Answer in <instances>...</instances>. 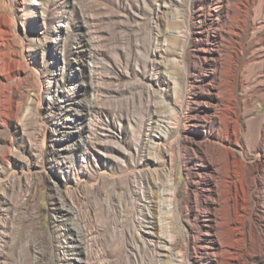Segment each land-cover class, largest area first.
I'll return each mask as SVG.
<instances>
[{
  "label": "rangeland",
  "instance_id": "rangeland-1",
  "mask_svg": "<svg viewBox=\"0 0 264 264\" xmlns=\"http://www.w3.org/2000/svg\"><path fill=\"white\" fill-rule=\"evenodd\" d=\"M226 5H240L241 17L236 36L226 34L221 59L211 42ZM91 83L99 85L103 110L96 116L77 112L93 99ZM216 87L229 103L218 101L221 125L210 119L212 130L204 135L199 117L210 112L208 93ZM228 122L236 169L244 161L253 169L248 218L254 239L244 246L243 261L264 264V0H0V264H66L64 246L82 224L62 216V205L95 209L92 227L100 228L104 261L138 264L139 176L155 180L135 166L146 141L141 133L165 131L164 154L177 155L180 147L199 150L216 131L224 134ZM88 136L101 150L88 146L95 155L84 163ZM186 163L176 164L183 210L186 189L206 193L210 182L196 176L206 164ZM68 166L73 170L66 174ZM241 180L235 179L239 187ZM158 217L151 213L153 238ZM174 232L178 254L193 233L181 224ZM144 259L156 264L148 254Z\"/></svg>",
  "mask_w": 264,
  "mask_h": 264
},
{
  "label": "bare ground",
  "instance_id": "bare-ground-1",
  "mask_svg": "<svg viewBox=\"0 0 264 264\" xmlns=\"http://www.w3.org/2000/svg\"><path fill=\"white\" fill-rule=\"evenodd\" d=\"M240 11V5L237 7L226 5L224 18L217 19L220 34L211 44L214 47L212 51L220 55L221 59L228 43L226 34L232 37L236 36L237 29L239 28L237 23L241 17ZM214 12L217 15L219 14L218 7L214 9ZM234 22L237 23L235 24ZM152 54L156 55V52ZM151 62L159 69L164 67L158 61ZM91 81H95L93 73L91 74ZM91 85L93 99L86 104L80 105L77 108L79 109L77 112L86 113L87 116H96V114L103 113L96 94L98 91L97 86L99 85H95V83H91ZM216 90V93H208V96L214 98V102L210 105V112L207 116L199 117L204 122L205 126H203L206 128L203 133L204 135L212 130L210 119L219 121L218 110L221 107L219 102H225L221 98V87H216ZM164 93L161 94V98H164ZM162 103L166 105L165 102ZM231 128V123L228 122L227 125H224V134L216 131L205 143H198L199 150L185 145L178 149L177 155L170 153L166 156L164 149L166 146L168 147V136L165 131L160 130L158 133H153L154 131L147 129L146 132L141 133L140 138L146 141L138 149L142 158L135 166L139 172L150 170L155 180L153 179L154 182L152 183V180H149L147 176H139L138 183L141 185V192L139 194L140 209L144 215L139 222L134 223V233L139 237L138 251L140 258L138 264H147L144 254H148L151 262L156 264H193L194 260L202 261L206 258H219L218 264H246L243 261L245 254L244 246L248 242L252 243L254 239V224L252 219L248 218L250 190L253 185V169L245 161L242 162L241 169L240 166L238 170L236 169L235 156L229 142ZM213 138H216V140H213ZM92 139V136H88L86 140L82 141L84 150L81 158L84 163L89 162L91 156L95 155L89 153L88 146H91L94 151L101 150L97 144L92 145ZM177 141H180V138ZM203 148H213V153L202 152ZM199 152H202V154ZM193 159L198 163H203V165L206 164L203 166L204 168L201 172L196 173V176L199 179L207 177L210 182L206 193L186 189L188 203L183 210L182 200L179 196L180 187L176 179V164L178 160L185 161V164H187L186 161ZM106 161L108 162V160ZM167 164L169 165L168 171L164 170ZM206 166L209 167V170L206 169ZM72 170V166L66 167V174L71 173ZM239 177H242L240 187L235 181ZM63 180L65 181V178ZM75 182H79V179ZM192 183L194 186H197L195 181H192ZM129 191L125 194L127 199L131 198ZM135 192L137 194V191ZM151 198L152 207L146 204ZM156 200L158 201L156 202ZM104 208L102 205V213L105 210ZM94 210L93 207L84 208L83 205L72 206V208L60 206L62 216L78 219L82 224L81 228H77L78 231L74 230V233L71 234L72 241H69L64 246L65 253H63L64 255L61 258L62 262L66 264H109L110 260L108 261V258V262L102 259V257L108 254L107 250L99 248L101 241L97 233L100 228L98 226L92 227V219L96 215H93ZM151 213L153 215L158 213L159 215L157 224L159 234L157 238H153L152 236L156 234L150 232V226L154 225ZM184 217L188 220H184ZM199 219L202 220L203 224L200 223ZM175 224H181L185 230H190L193 233L192 243L189 244L185 240L178 254H174L172 249L177 240V235L174 232ZM166 255L169 256L170 262L163 261V257ZM91 258L96 259V261L92 262Z\"/></svg>",
  "mask_w": 264,
  "mask_h": 264
}]
</instances>
